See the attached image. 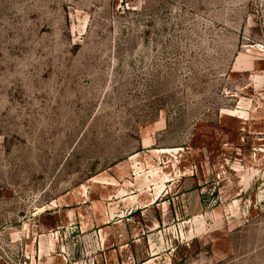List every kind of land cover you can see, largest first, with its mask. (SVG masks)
Instances as JSON below:
<instances>
[{
    "label": "rangeland",
    "instance_id": "1",
    "mask_svg": "<svg viewBox=\"0 0 264 264\" xmlns=\"http://www.w3.org/2000/svg\"><path fill=\"white\" fill-rule=\"evenodd\" d=\"M0 264H264V0H0Z\"/></svg>",
    "mask_w": 264,
    "mask_h": 264
}]
</instances>
